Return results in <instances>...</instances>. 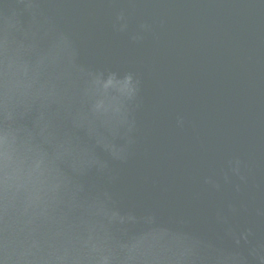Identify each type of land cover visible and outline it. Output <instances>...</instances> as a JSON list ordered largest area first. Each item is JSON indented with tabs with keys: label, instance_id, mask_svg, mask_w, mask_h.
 Returning a JSON list of instances; mask_svg holds the SVG:
<instances>
[{
	"label": "water",
	"instance_id": "1",
	"mask_svg": "<svg viewBox=\"0 0 264 264\" xmlns=\"http://www.w3.org/2000/svg\"><path fill=\"white\" fill-rule=\"evenodd\" d=\"M0 264H264V0H0Z\"/></svg>",
	"mask_w": 264,
	"mask_h": 264
}]
</instances>
